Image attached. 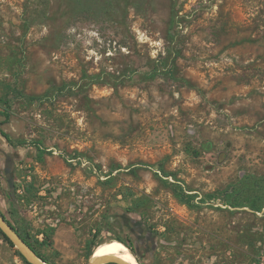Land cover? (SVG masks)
I'll return each mask as SVG.
<instances>
[{"label":"rangeland","instance_id":"374dc122","mask_svg":"<svg viewBox=\"0 0 264 264\" xmlns=\"http://www.w3.org/2000/svg\"><path fill=\"white\" fill-rule=\"evenodd\" d=\"M6 113L29 149L0 207L50 262L89 264L129 212L144 264H264V209L219 193L264 202V0H0ZM17 250L0 234V264Z\"/></svg>","mask_w":264,"mask_h":264},{"label":"trees","instance_id":"16d2710c","mask_svg":"<svg viewBox=\"0 0 264 264\" xmlns=\"http://www.w3.org/2000/svg\"><path fill=\"white\" fill-rule=\"evenodd\" d=\"M176 15H177V13L176 12H174V10H173V12H172V16H171V18H170V21H169V31L172 33V30H173V28H174V25L176 24V22H177V20H176ZM174 33L173 34H171V36H173L174 37ZM166 59H168V56H167V58ZM175 67H176V64H175V62H174V60L173 61H171V63H170V65H169V68L166 70V71H168V72H174L175 71ZM152 71H154L153 73H157V72H159L160 70H159V68L157 69V68H153L152 69ZM8 89H10V87H8ZM33 99H35V97H33ZM7 103V102H6ZM6 115V117H5V120H3V121H0V130H1V132L4 134V135H6L7 137H8V134L6 133V132H4V130L2 129V125L6 122V121H8L7 119H9V117H10V115H9V113H6L5 114ZM21 143H23V144H26V142L25 141H23V140H21ZM35 145H36V147H37V149H38V158H41L42 159V156H43V154H44V149L41 147V144L39 143V142H35ZM162 173H163V176L164 177H168V176H170V175H173V173L172 172H167V171H165V170H162ZM176 180H178L177 178H175ZM164 181H165V183L167 184V185H170L171 187H172V189H173V191H174V193H175V195L179 198V200L180 201H182V202H184V203H187V204H191L192 203V201H194V199H195V197H196V194L195 193H189V192H187L184 188H183V186L179 183V181H175V182H172V181H169V179H167V178H164L163 179ZM220 194H222V195H224V202H225V204L226 205H229V206H232V207H242V206H248V207H250V208H252V209H254V210H256V211H263V209H264V202H261V200H262V198H261V196L259 197V198H257V197H251V198H249V202H247V204H244L245 202H243V201H241L240 200V198H239V194H240V192H239V189L236 187V186H230V187H228L227 189H225V190H222L221 192H219ZM218 194V192L217 193H209L207 196V198L208 199H214V198H216L217 195ZM0 209H1V207H0ZM2 210V209H1ZM2 212L5 214V216H6V218H7V220L9 221V223H11L13 226H14V228H16V230L20 233V235L25 239V241L46 261V262H48L49 264H54V263H52V262H50L49 260H48V258L47 257H45L44 255H42V253L38 250V248H37V245H36V243L33 241V240H31L30 238H29V236H28V234L27 233H24L21 229H20V227H18V224H17V222L15 221V219L12 217V216H8L3 210H2ZM0 234L2 235V237H3V239L7 242V243H9L10 244V246L11 247H15L14 246V244H13V242L8 238V236H6L4 233H3V231L0 229ZM41 243H43V242H41ZM93 245H95V242H91V248H90V252H89V255H92L93 254V252L95 251L94 250V248H93ZM129 247V246H128ZM130 248V247H129ZM131 249V248H130ZM132 250V252H134V250L133 249H131ZM17 253L20 255V257L27 263V264H31V263H29L26 259H25V257L21 254V252L19 251V250H17ZM135 253V252H134ZM136 254V253H135ZM136 258L138 259V261H139V258L136 256ZM107 264H112V263H107Z\"/></svg>","mask_w":264,"mask_h":264},{"label":"flooded vegetation","instance_id":"af4514ba","mask_svg":"<svg viewBox=\"0 0 264 264\" xmlns=\"http://www.w3.org/2000/svg\"><path fill=\"white\" fill-rule=\"evenodd\" d=\"M13 158L8 155V152L4 149L0 150V180L3 177H10V170L14 167ZM115 223L116 227H106L107 230L113 233L114 237L118 240L125 242L127 246L134 250V255L139 258V262L144 264V256L149 253L154 245L149 243V234L143 235L139 233L143 229V223L132 216L129 212L117 214L110 217ZM151 245V247H150ZM142 247V250L140 249Z\"/></svg>","mask_w":264,"mask_h":264},{"label":"water","instance_id":"95a60500","mask_svg":"<svg viewBox=\"0 0 264 264\" xmlns=\"http://www.w3.org/2000/svg\"><path fill=\"white\" fill-rule=\"evenodd\" d=\"M0 229L3 231V233L6 236H8V238L13 242L14 246L21 252V254L25 257V259L29 263L49 264L25 241V239L20 235V233L16 230V228H14V226L11 223H9V221L7 220L5 214L2 212L1 209H0ZM107 263L131 264L127 261L116 258L114 256L94 257L93 254L91 255L89 261V264H107ZM137 264H140V262L138 261Z\"/></svg>","mask_w":264,"mask_h":264},{"label":"bare ground","instance_id":"6f19581e","mask_svg":"<svg viewBox=\"0 0 264 264\" xmlns=\"http://www.w3.org/2000/svg\"><path fill=\"white\" fill-rule=\"evenodd\" d=\"M124 243L118 239L102 242L96 247V252L93 253V256H114L131 264H137L138 260L136 256L132 253V250Z\"/></svg>","mask_w":264,"mask_h":264},{"label":"crops","instance_id":"0c3cea01","mask_svg":"<svg viewBox=\"0 0 264 264\" xmlns=\"http://www.w3.org/2000/svg\"><path fill=\"white\" fill-rule=\"evenodd\" d=\"M4 132L8 134V137L4 135L0 130V139L2 143L0 144V150L4 149L11 156L13 162H22L26 158L29 146L27 144L21 143V139H15L9 131L2 127Z\"/></svg>","mask_w":264,"mask_h":264}]
</instances>
